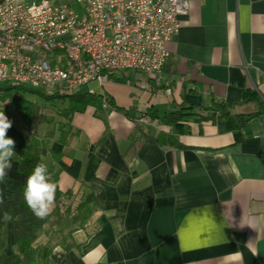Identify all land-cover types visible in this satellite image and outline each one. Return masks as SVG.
Masks as SVG:
<instances>
[{
	"label": "crops",
	"instance_id": "obj_1",
	"mask_svg": "<svg viewBox=\"0 0 264 264\" xmlns=\"http://www.w3.org/2000/svg\"><path fill=\"white\" fill-rule=\"evenodd\" d=\"M187 2L156 77L127 70L132 82L124 72L95 82L104 91L101 114L93 105L65 115L66 106L58 128L44 125L40 110L8 118L15 155L40 153L64 206L85 203L77 221L48 225L42 244L51 247V264H264V111L239 143L225 120L191 117L175 134L143 116L183 106L209 114L216 103L232 114L262 110L264 0ZM161 134L180 146L156 141ZM201 151L223 159L202 162ZM221 165L229 175L219 174ZM14 230L9 223L7 256L15 253Z\"/></svg>",
	"mask_w": 264,
	"mask_h": 264
},
{
	"label": "built area",
	"instance_id": "obj_2",
	"mask_svg": "<svg viewBox=\"0 0 264 264\" xmlns=\"http://www.w3.org/2000/svg\"><path fill=\"white\" fill-rule=\"evenodd\" d=\"M187 11V0H0V83L71 95L117 72L156 77Z\"/></svg>",
	"mask_w": 264,
	"mask_h": 264
},
{
	"label": "trees",
	"instance_id": "obj_3",
	"mask_svg": "<svg viewBox=\"0 0 264 264\" xmlns=\"http://www.w3.org/2000/svg\"><path fill=\"white\" fill-rule=\"evenodd\" d=\"M69 5V4H68ZM25 86L7 84L0 90L3 91H18L23 92ZM20 105L22 102L14 97ZM47 99H64L67 101V107L63 110L65 115L83 112L88 106L96 104V94L74 93L71 95L51 94L45 96ZM262 110L253 114H232L227 106L222 103H216L211 108L209 114L194 112L191 106H183L179 109L159 116L156 111L150 108L143 113V116H148L149 119H158L162 124L169 126L172 133L181 134L185 133L183 123L188 118H194L199 124L205 121L215 122L216 120H225L229 125V129L233 133L234 142L239 143L249 136L248 123L253 117L259 116L264 111V104ZM17 107L21 108L23 106ZM116 110H121L114 107ZM18 110V109H17ZM21 110V109H19ZM22 111V110H21ZM30 112L27 109L26 114ZM128 115V112H124ZM165 137L163 142L180 146L173 136L159 135L156 141L160 142L158 138ZM13 167L8 173L5 181L0 183V264H51L48 255L51 247L42 244L48 234V225L51 218H55V222H63L65 219L71 222L77 221L79 212L85 203L83 202L75 210L70 207L64 206L63 194L58 190L56 192V199L54 209L44 219H38L32 211L28 208L23 198V189L27 177L31 174L34 167L42 163L40 153H20L12 157ZM51 181L56 183V177L49 174ZM81 206V207H80ZM65 208V209H64ZM78 211V212H77ZM5 213L11 216L10 220H5ZM9 223L15 225L14 230V246L15 253L12 256L5 254L6 250V227ZM49 223V224H48Z\"/></svg>",
	"mask_w": 264,
	"mask_h": 264
},
{
	"label": "clouds",
	"instance_id": "obj_4",
	"mask_svg": "<svg viewBox=\"0 0 264 264\" xmlns=\"http://www.w3.org/2000/svg\"><path fill=\"white\" fill-rule=\"evenodd\" d=\"M12 127V121L5 116L4 112H0V183L5 181L8 173L13 167L12 157L16 154L14 151L15 141L7 137V131ZM197 157L203 162L206 157H211L213 160L223 159L222 153L197 152ZM220 175H229L228 170L224 165L218 168ZM57 184L50 180L48 175V166L45 163L37 164L31 174L27 177L24 189L23 198L28 208L38 219L46 218L53 210ZM2 202V197H0ZM4 219L10 220L11 216L7 213Z\"/></svg>",
	"mask_w": 264,
	"mask_h": 264
},
{
	"label": "rangeland",
	"instance_id": "obj_5",
	"mask_svg": "<svg viewBox=\"0 0 264 264\" xmlns=\"http://www.w3.org/2000/svg\"><path fill=\"white\" fill-rule=\"evenodd\" d=\"M28 3L32 2H39L41 0H24ZM51 4H69L71 6H75V0H48ZM124 72V76L127 77L128 80L131 82L133 81V73L132 71H122ZM120 72H117V75H120ZM6 86V83H0V88H3ZM91 88L95 90L96 93V104L95 108L98 113H100L101 105H100V100L103 97V90L100 88L97 83L93 82L90 84ZM87 88H82L80 89L81 92L85 91ZM51 95L47 93L46 90L44 89H30L28 87H25L23 92H18V91H3L0 90V112H4L5 116H8V118H18L19 121L23 119V116L26 117V112L27 109L29 112H34L37 113L38 110H40L42 116L47 117L46 122L44 125H47L48 123L51 124V120L54 122L56 128L59 127L60 123L63 122V117L62 115L60 116L61 118L57 119L56 121V116L57 113H61L62 110L67 106V101L64 99H59V98H54V99H47L45 96ZM14 97H17L22 104L20 105L17 103L16 99ZM17 104L19 106H23L21 108L17 107ZM18 109V110H17ZM21 109V110H19ZM62 114V113H61ZM101 114V113H100ZM74 207V205H72ZM71 206V207H72ZM78 212V211H77ZM54 217L51 218L49 221L50 224L54 221ZM48 223V224H49ZM48 228V227H46ZM60 233H57L54 237L57 239L60 238V234L64 233V231L60 230ZM50 234V232H48Z\"/></svg>",
	"mask_w": 264,
	"mask_h": 264
}]
</instances>
